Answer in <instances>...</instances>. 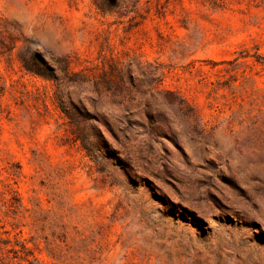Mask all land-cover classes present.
Instances as JSON below:
<instances>
[{
    "label": "rangeland",
    "instance_id": "rangeland-1",
    "mask_svg": "<svg viewBox=\"0 0 264 264\" xmlns=\"http://www.w3.org/2000/svg\"><path fill=\"white\" fill-rule=\"evenodd\" d=\"M123 1L102 14L93 0H0V264H264V0ZM63 58L89 73L154 65L198 132L153 102L166 120L140 109L128 140L82 121L87 151L56 81L23 66ZM81 87L74 104L128 126ZM21 243L29 261L8 251Z\"/></svg>",
    "mask_w": 264,
    "mask_h": 264
},
{
    "label": "trees",
    "instance_id": "trees-1",
    "mask_svg": "<svg viewBox=\"0 0 264 264\" xmlns=\"http://www.w3.org/2000/svg\"><path fill=\"white\" fill-rule=\"evenodd\" d=\"M93 1L102 14L119 13L121 8L127 6L123 0L120 2L119 0ZM23 66L32 74L56 81L55 96L62 105H65L63 101H65L66 98L68 99L69 107L66 106L62 108L71 123L75 125L77 139L82 142L83 148L87 151H89L88 139L83 128L80 127L82 121L88 119L96 120L105 126L116 141L120 139L128 140V130L133 131L134 126L144 127L135 117L137 114H140V109L146 111L145 114L151 124L155 122L162 124L163 121L166 120L160 112L157 115L151 114L149 110L153 102L165 105L176 114L182 115V120H185L188 126L190 125L192 127L193 131L198 132L196 123L198 119L194 108L183 96L174 91L160 87L158 69L152 64H142L141 61L134 59H130L123 65L118 61H111L107 64V67H103L100 71L93 73H89L85 70L74 71L71 68V60L66 58L56 60L53 64L46 65V67L40 66L36 62L24 63ZM73 84L82 86L81 89H86V87H88L97 97L104 96L102 93L104 92L114 104L123 108L121 111L123 115L122 118L127 119L128 126L124 129H120L116 123L104 119V117L95 110V102L89 100L91 104L90 109L79 99L77 101L78 104H74L72 99V94L74 92L70 88ZM77 95L78 94H76V96ZM72 107L77 110L76 114L71 113L70 108ZM98 132L99 136L104 139L102 132L100 130ZM149 132L158 134V132H161V128L159 126H154L150 128ZM105 148V152L110 158L121 161V158L117 157L114 149L110 148L107 143L105 144ZM122 160L128 162L130 159L123 158ZM21 248L22 250L13 248L8 249V251H13V257L15 258L29 261L28 256L31 252L24 243H21ZM20 252H23V255Z\"/></svg>",
    "mask_w": 264,
    "mask_h": 264
}]
</instances>
